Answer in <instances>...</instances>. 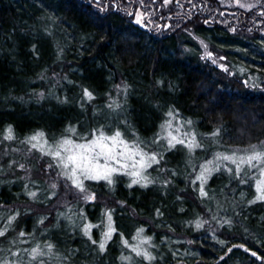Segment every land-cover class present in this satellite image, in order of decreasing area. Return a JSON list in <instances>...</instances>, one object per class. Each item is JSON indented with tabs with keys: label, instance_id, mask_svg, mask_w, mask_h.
<instances>
[{
	"label": "trees",
	"instance_id": "obj_1",
	"mask_svg": "<svg viewBox=\"0 0 264 264\" xmlns=\"http://www.w3.org/2000/svg\"><path fill=\"white\" fill-rule=\"evenodd\" d=\"M144 1L0 0V133L9 126L14 138L96 130L116 105L121 119H110L106 129L153 136L171 111L172 121L185 123L201 142L192 152L167 145L157 160L164 171L152 164L161 176L147 187H130L123 174L111 185L88 180L92 208L72 190L50 192L45 174H20L1 158L0 230L7 231L0 262L53 264L46 254L30 255L51 245L65 264H127L124 241L143 229L150 238L145 249L161 264H264V202L251 203L256 169L244 166L237 176L235 165L221 162L204 185L206 196L196 181L200 165L212 159L199 132L218 131L228 145L264 139V14L237 8L222 20L217 0H180L178 15L167 10L172 24L164 30L133 19L137 5L156 11L153 17L166 12ZM194 34L228 67L205 58ZM109 213L115 232L101 251ZM88 224L98 225L91 238ZM136 264L155 263L139 255Z\"/></svg>",
	"mask_w": 264,
	"mask_h": 264
},
{
	"label": "snow or ice",
	"instance_id": "obj_2",
	"mask_svg": "<svg viewBox=\"0 0 264 264\" xmlns=\"http://www.w3.org/2000/svg\"><path fill=\"white\" fill-rule=\"evenodd\" d=\"M139 23V20L137 21ZM85 95L89 100L93 99L91 92L85 90ZM172 119L175 116L171 111L167 114ZM172 119H169L164 124L161 125V129L166 132V135L162 136L161 139H165L168 142L169 148H174L177 144L184 145L192 152L195 148L201 145L196 141L194 134L184 133L183 137L178 135L180 133V128H175L176 135L173 134ZM187 123L191 124V121ZM68 131L75 134V129L70 128ZM217 132H213L211 135H218ZM191 135V139H187ZM6 140H13L14 134L13 129L9 126L6 129V135L4 136ZM87 139V138H84ZM187 139V142H186ZM31 143L32 148L42 151L45 155H50L53 159L58 161L59 166L64 169V175L67 179L72 181V184L83 192L84 180H104L108 184L113 183V176L116 174H123L132 177L130 187L132 185L139 184L141 187H147L151 180L148 179L144 172L147 168L151 167L153 163H157V157L155 154L149 155L140 148L138 143H129L124 139L123 134L120 131H116L112 135H106L103 131H98L93 133V138L87 140L86 143H76L70 138H63L56 142L55 145H48V141L45 139V134L39 131L29 137L28 140ZM155 142V141H154ZM47 146V149L45 148ZM251 151L245 155H237L235 152L232 154L216 153L211 160L205 161L200 165L199 174L196 176V181L200 182V194L206 196L207 193L204 190V185L207 183L208 178L213 172L220 171L221 162H228L229 164L235 165V173L239 176L244 172V166L249 169H257L259 172V177L255 178V199L251 203L264 202V142L261 145H251ZM229 172H232V168H227ZM195 183V181H194ZM35 196V193H31ZM87 199H94L93 196L86 197ZM12 219H15L13 217ZM107 228L108 230L103 233L104 239L99 243V249L101 251L105 250V246L108 240L112 238V234L115 232L112 226L111 214H107ZM11 220L9 221V224ZM197 228L202 227L198 222ZM93 227H98L88 224L84 228L85 235L90 236L91 229ZM7 228L0 230V236H4ZM140 229L137 233V237L143 232ZM25 233L21 232L20 236H24ZM150 238L141 240L140 243H149ZM95 243V241H93ZM124 244L128 246V242L125 240ZM51 252V245L46 246ZM247 250V249H246ZM132 251L136 254L143 255L145 259L152 260L149 253L142 252L139 246L132 247ZM231 251V249H229ZM45 253L37 246L31 250V257L35 260L39 256H43ZM18 255V253H14ZM256 255V253H252ZM121 259H129L127 257H122ZM223 259V258H222ZM0 264H8V262L3 261ZM43 264V262H41Z\"/></svg>",
	"mask_w": 264,
	"mask_h": 264
},
{
	"label": "rangeland",
	"instance_id": "obj_3",
	"mask_svg": "<svg viewBox=\"0 0 264 264\" xmlns=\"http://www.w3.org/2000/svg\"><path fill=\"white\" fill-rule=\"evenodd\" d=\"M144 2H147V4L151 6L157 4L158 5L157 7L160 8V10H165L166 12L160 13L157 10L158 17H153L156 11L152 15L149 7L137 5L134 8L133 19L140 20L143 24H147V22H152L153 24L158 23L159 28L163 27L164 30L168 29V27H170V25L172 24L171 21L168 20L169 15L171 16L172 14H170L167 10L169 8L176 9L174 16L178 15L177 12H181L179 9L180 0H145ZM196 4L200 5L199 2H196L194 5L197 6ZM214 6H215V9L217 11L219 18L222 20H226L230 17H233L237 8H241L245 10L254 8V10H256L257 13L264 14V0H217V5L215 4ZM129 7H131V5H129ZM163 18L165 19V21H164V24H161L160 20ZM208 21L209 20L207 19L206 22ZM258 21L260 20L258 19L257 22ZM260 30L264 32V24L260 26ZM194 36L198 38L197 35L194 34ZM198 39L202 46L201 54L205 58H207L208 60L212 61L213 63H215L216 65L222 68H226V66L228 67L225 61V56H223L222 54H219L218 51L213 52L212 50H210L209 45L202 38H198ZM114 99L117 100V98H114ZM114 99H113V102H114ZM107 112H108V115L111 117V118L110 117L106 118L108 119V122L112 118H115V119L117 118L118 120L121 119L119 118L120 114H119V111L116 105L112 109H109ZM105 113L102 112L101 115L107 116ZM108 122L100 123V126L102 128L92 130L94 126H91L88 129L87 128L84 129L83 131H79V132L75 131L74 135H72V133H69L68 128H65L64 130L55 131L52 134H48V135L45 134V139L48 141V145H55L56 142L60 141L63 138H70L74 140L76 143H86L87 140H91L93 138V133L95 132L103 131L106 135H112L116 131H119L115 128L113 130L106 129L108 128V126L111 125ZM165 122H163L162 124H164ZM162 124L159 125L158 129L156 130V133L153 136L150 135L149 137H142L141 135L133 133V129L131 127L128 128V131L130 133L129 135L127 134L124 135V133H122L121 131L120 132L123 134L124 139L127 140L130 144L138 143L140 148H142L144 152L148 153L149 155L155 154L158 160L161 155L160 152H162V150L165 149V147H167L168 145L167 140L161 139L162 136L166 135V132H164L161 129ZM172 126H173L172 130H173L174 135L177 134L174 131L175 128L179 127L180 133L178 135L183 137L184 133L194 134L196 141L201 144L200 140L197 138V135L192 130H190L185 123L179 124L177 122L172 121ZM212 133L213 131H209L208 133L203 132V131L199 132V135H201L200 137L203 138V140H206L205 141L206 145L209 147V152H208L209 158H213L216 153L232 154L233 152H235L237 155H245L251 151V148H250L251 145L259 146L261 145V142H264V139H263L259 142H255L253 144L246 145V146L228 145V144H225L218 137V135L212 136L211 135ZM34 134L28 135L24 138L15 137L13 140H6L4 139V136L6 135V131L5 133H0V142L2 143V149L0 151V159L7 156L8 164L13 163L15 168L17 167L20 169V174L31 176L34 174L35 171H36L35 174L37 175L41 173L45 174L43 176L44 177L43 180H44L45 186L50 188V192L53 191L54 189L63 190L64 193H66L69 190H72V192L74 193L76 197L80 198L84 202L85 201L88 202L89 207L92 208L93 205H95V201H93L95 200V198L87 199L86 197L93 196V195L95 197V193H94L95 191L88 184L89 183L88 180L83 181L85 190L81 192L78 188H76L72 184L71 180L65 177L64 169L61 166H59L57 160L53 159V157L50 155H45L42 151L32 148L31 143H29L28 140H29V137H31ZM84 138H87V139H84ZM187 139H191V135H189ZM187 139H186V142H187ZM45 148L47 149V146H45ZM153 167L159 168L163 172L165 166H163L162 163L157 162V163H153ZM15 168H13V170H15ZM7 170H9V168ZM199 171H200V168H199ZM144 175H146L149 180L150 178H153L154 180L155 179L158 180V178L161 176L159 170L157 169L152 170L151 167L145 170ZM254 175H255V178L259 177V172L257 169L254 172ZM114 176H113V179H114ZM124 176L127 179L128 183L131 184L132 177L127 176V175H124ZM255 178H254V186H255ZM106 184L108 183L106 182ZM198 185H200L199 181H198ZM255 196H256V191H255ZM102 201L105 202L103 199ZM103 206H104L105 211H108L110 206L106 204L105 205L103 204ZM69 217L76 218L75 215L69 216ZM179 238L181 237L179 236ZM145 239H148V236L142 232L139 237L136 236L134 238V241L132 243H129L130 245L128 244L130 251L124 256V257L129 258V259H125L127 262H129L127 264H136L138 260L139 256L136 254V252L132 251V247H135V246H139L142 252L146 251L151 256H153L154 259H152L151 261H153L155 264H161L160 260L157 261L155 259L156 255L147 251L145 249V244L140 243L141 240H145ZM35 240H37L38 242L39 238L36 237ZM46 246L44 247V249H42V251L46 254L47 260L51 261L53 264H65V262L61 261L62 260L61 255H59L54 250L53 247L51 248V252L49 253V249ZM257 254L258 256H260L258 252Z\"/></svg>",
	"mask_w": 264,
	"mask_h": 264
}]
</instances>
